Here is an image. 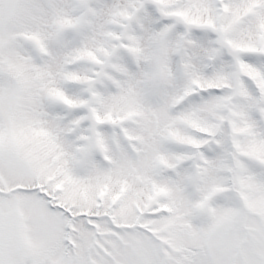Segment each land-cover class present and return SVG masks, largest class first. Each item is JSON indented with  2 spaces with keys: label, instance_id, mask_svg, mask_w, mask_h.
<instances>
[{
  "label": "snow or ice",
  "instance_id": "obj_1",
  "mask_svg": "<svg viewBox=\"0 0 264 264\" xmlns=\"http://www.w3.org/2000/svg\"><path fill=\"white\" fill-rule=\"evenodd\" d=\"M0 264H264V0H0Z\"/></svg>",
  "mask_w": 264,
  "mask_h": 264
}]
</instances>
